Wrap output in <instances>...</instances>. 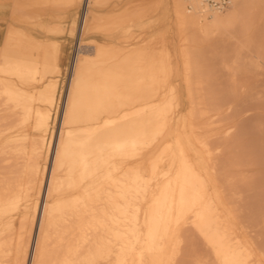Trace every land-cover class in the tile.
<instances>
[{"label": "bare ground", "instance_id": "bare-ground-1", "mask_svg": "<svg viewBox=\"0 0 264 264\" xmlns=\"http://www.w3.org/2000/svg\"><path fill=\"white\" fill-rule=\"evenodd\" d=\"M263 104L264 0H0V264H264Z\"/></svg>", "mask_w": 264, "mask_h": 264}, {"label": "rangeland", "instance_id": "rangeland-1", "mask_svg": "<svg viewBox=\"0 0 264 264\" xmlns=\"http://www.w3.org/2000/svg\"><path fill=\"white\" fill-rule=\"evenodd\" d=\"M122 5H119V7H121ZM119 7H117V8H119ZM102 12L103 13H105V12H109L110 10H111V7L110 6H104V7H102ZM148 34H149V32H148ZM139 40V39H138ZM137 38H135V40H134V43H136L137 41ZM227 47H228V45H227ZM141 49V45L140 44H135L134 45V50L135 51H138L139 52V50ZM217 49H218V47H217ZM73 50H74V48H73ZM214 47H213V45H207V46H205L204 47V54H203V61H202V63L204 64V65H210V66H212V67H215V68H219L220 66H221V60H220V58L216 55V54H214ZM147 55H148V52H147ZM71 64L69 65V67L65 70V72H64V76H63V81H64V85H63V90H64V92H63V96H62V104H63V101H64V98H65V95H66V92H67V90H66V88H67V86H68V82H69V79H70V75H71ZM258 102H261V101H258ZM253 103V102H252ZM255 103V102H254ZM253 103V104H254ZM62 104H61V106H60V113H59V116H58V119H57V121H56V124H55V127H56V134H57V132H58V130H59V123H60V118H61V112H62ZM256 105H258L257 103H255ZM255 105V106H256ZM264 105V104H263ZM259 106H261V105H259ZM259 106H256V108H254L253 110H251V113L253 112V114H255V115H258L260 112H263V114H264V111L261 109L262 108V106H261V108H258ZM257 110V111H256ZM254 111H256V112H254ZM261 114V113H260ZM254 116V115H253ZM42 204H43V202H42ZM39 222V221H38ZM38 222H37V224H38ZM36 228V227H35ZM36 231V230H35ZM35 231H34V233H33V236H34V234H35ZM31 250H32V246H30V248H29V254H30V252H31Z\"/></svg>", "mask_w": 264, "mask_h": 264}, {"label": "built area", "instance_id": "built-area-1", "mask_svg": "<svg viewBox=\"0 0 264 264\" xmlns=\"http://www.w3.org/2000/svg\"><path fill=\"white\" fill-rule=\"evenodd\" d=\"M203 4H207L210 7L217 9H224L230 2V0H201Z\"/></svg>", "mask_w": 264, "mask_h": 264}]
</instances>
